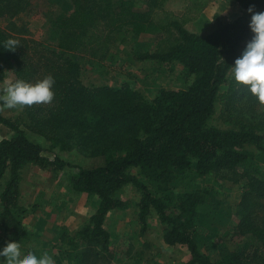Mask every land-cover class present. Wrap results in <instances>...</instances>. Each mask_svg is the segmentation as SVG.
<instances>
[{
	"label": "trees",
	"instance_id": "16d2710c",
	"mask_svg": "<svg viewBox=\"0 0 264 264\" xmlns=\"http://www.w3.org/2000/svg\"><path fill=\"white\" fill-rule=\"evenodd\" d=\"M234 1L243 14L232 21L216 15L208 33L190 30L175 19L168 25L173 41L165 49L152 51L146 42L135 40L134 57L173 69L180 65L187 82L163 87L149 98L128 81L86 83L82 55L94 52L95 43L108 51L115 32L125 26L137 36L159 29L152 18L159 1L141 10L135 0H65L63 9L72 10L60 11L50 22L55 47L38 42L45 49L32 52L29 43L35 40L24 35L26 24L18 28L14 21L32 1L0 0V19L9 18L10 24L9 29L0 24V94L9 62L15 65L12 83L54 81L50 105L25 106L21 114L8 117L0 103V123L13 132L0 140V227L11 242L29 234L23 223L27 209L20 202L21 179L34 165L62 172L70 189L97 197L95 212L71 237L73 242L81 240L83 249L65 251L69 264H112L115 254L106 219L110 212L130 206L121 197L128 186L140 194L134 203L139 235L155 216L163 241L190 252L185 264H264V165L256 153L264 152V104L237 83L232 72L253 34L248 9L264 12V0ZM8 39L19 42L14 51L4 46ZM219 115L222 121L215 122ZM74 148L104 161L85 166L61 158V152ZM208 175L242 183L234 207L219 199L213 185L191 183V178ZM223 216L236 217L228 234L240 243L222 246L215 258L209 253L216 247L212 231ZM140 246L128 256L129 264L143 263L145 248L151 245L144 241Z\"/></svg>",
	"mask_w": 264,
	"mask_h": 264
},
{
	"label": "rangeland",
	"instance_id": "374dc122",
	"mask_svg": "<svg viewBox=\"0 0 264 264\" xmlns=\"http://www.w3.org/2000/svg\"><path fill=\"white\" fill-rule=\"evenodd\" d=\"M32 6L28 11L21 13L15 18L19 26L26 24L28 29L24 34L34 39L30 42L29 49L34 52L45 49L38 42H43L46 48L55 47V42L50 38V22L58 19L60 11L68 14L72 9H63L65 0H31ZM138 3L136 8L145 10L151 3L158 4L152 11V18L159 29L141 32L138 36L136 32L130 31L129 26H125L123 32L116 31L111 39L109 50L100 43H95V51L82 55L83 79L86 83H109L121 85L125 81L131 83L132 87L140 90L149 98L158 94L161 88H177L184 86V77L181 66L173 69L172 66H160L156 62L137 59L138 50L136 39L146 42L148 49L152 51L165 49L172 41L173 37L168 31V25L172 20H180L184 26L200 33L210 32L215 25V16L218 15L226 20L233 19L243 14V8L234 0H135ZM9 18H1L0 24L3 28L9 29ZM25 27V28H26ZM128 29V30H127ZM100 33L98 35H101ZM253 36V34H252ZM252 36L244 43L243 51ZM99 41V39H96ZM143 45V44H142ZM93 52V53H92ZM243 53V52H242ZM103 57V58H102ZM15 65L9 62L7 76L2 83L11 84L15 78ZM22 109L3 108V113L8 117H16L22 113ZM215 122H221L222 117L217 116ZM12 130L0 123V140L12 135ZM257 149L258 160L264 165V152ZM53 157L52 153H47ZM61 158L69 160L75 164L93 166L103 163V158H93L74 148L71 151L61 152ZM62 173V172H61ZM52 172L51 170L39 166L30 165L23 173L21 179L20 202L27 209L23 216V223L29 231L17 243L22 252V258L29 253L40 256L44 253L50 255L55 264H69L64 255L66 249L81 250L84 245L81 240L73 242L71 239L74 233L81 229L90 219L96 210V196L81 193L70 189L63 180V173ZM4 182V181H2ZM0 182V193L3 184ZM191 183L198 187L213 185L219 190V199L225 200L227 205L233 207L241 198L242 183L232 181H221L215 179L214 175L206 177L191 178ZM121 197L129 201L127 209L114 210L107 215L105 227L111 232L110 248L114 252L112 264H129L128 256L134 255V251L140 248L142 242L150 243L151 247H146L144 260L141 264H185L191 257L190 252L182 245H168L162 239V227L157 218L150 217V224L144 235H139L140 227L135 222L134 203L140 200V194L132 186L126 187ZM1 205V203H0ZM225 215V214H224ZM233 215V214H232ZM212 232L213 243L216 247H211L209 253L218 258L222 246L234 248L240 242L228 234L231 226L236 223V217L223 216L218 219ZM208 231V230H207ZM65 234L64 238L60 235ZM9 244H16L10 241L9 237L0 227V250ZM131 255L127 254L128 250ZM70 264H76L70 263Z\"/></svg>",
	"mask_w": 264,
	"mask_h": 264
},
{
	"label": "clouds",
	"instance_id": "9594fccd",
	"mask_svg": "<svg viewBox=\"0 0 264 264\" xmlns=\"http://www.w3.org/2000/svg\"><path fill=\"white\" fill-rule=\"evenodd\" d=\"M248 12L251 14L249 27L253 36L241 56L235 60L232 72L234 80L247 86L258 102L264 104V12H256L253 7H249ZM18 45L15 39L4 42V46L11 51ZM53 88L51 78L36 84L17 80L4 86L0 103L7 109L50 105L54 100ZM0 264H55V261L47 253L40 256L29 253L22 258L20 246L16 243L0 250Z\"/></svg>",
	"mask_w": 264,
	"mask_h": 264
},
{
	"label": "crops",
	"instance_id": "0c3cea01",
	"mask_svg": "<svg viewBox=\"0 0 264 264\" xmlns=\"http://www.w3.org/2000/svg\"><path fill=\"white\" fill-rule=\"evenodd\" d=\"M65 183H66V181H65ZM67 184V183H66Z\"/></svg>",
	"mask_w": 264,
	"mask_h": 264
}]
</instances>
